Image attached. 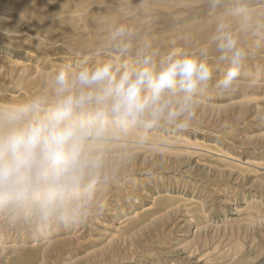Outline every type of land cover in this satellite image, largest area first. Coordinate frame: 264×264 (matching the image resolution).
<instances>
[{
    "label": "rangeland",
    "instance_id": "374dc122",
    "mask_svg": "<svg viewBox=\"0 0 264 264\" xmlns=\"http://www.w3.org/2000/svg\"><path fill=\"white\" fill-rule=\"evenodd\" d=\"M221 24L245 52L227 92L215 87L230 67L214 39ZM120 25L133 54L148 41L207 60L213 78L189 130H143L83 224L38 232L0 218V264H264V0H0V102L44 91L57 64L114 57Z\"/></svg>",
    "mask_w": 264,
    "mask_h": 264
},
{
    "label": "clouds",
    "instance_id": "9594fccd",
    "mask_svg": "<svg viewBox=\"0 0 264 264\" xmlns=\"http://www.w3.org/2000/svg\"><path fill=\"white\" fill-rule=\"evenodd\" d=\"M133 36L120 25L109 35L114 57L57 64L44 91L0 102V218L38 232L83 224L113 159L143 143V130L162 121L189 130L196 93L212 80V68L195 53H160L148 41L133 54ZM214 39L230 64L215 87L231 91L245 52L223 24Z\"/></svg>",
    "mask_w": 264,
    "mask_h": 264
}]
</instances>
